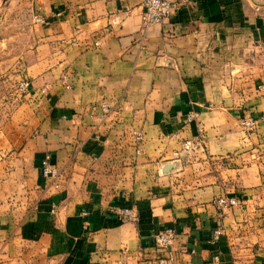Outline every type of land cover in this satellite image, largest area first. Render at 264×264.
<instances>
[{
	"label": "crops",
	"instance_id": "crops-1",
	"mask_svg": "<svg viewBox=\"0 0 264 264\" xmlns=\"http://www.w3.org/2000/svg\"><path fill=\"white\" fill-rule=\"evenodd\" d=\"M172 1L144 26L143 0H0L32 83L0 123V264H264V0Z\"/></svg>",
	"mask_w": 264,
	"mask_h": 264
},
{
	"label": "built area",
	"instance_id": "built-area-1",
	"mask_svg": "<svg viewBox=\"0 0 264 264\" xmlns=\"http://www.w3.org/2000/svg\"><path fill=\"white\" fill-rule=\"evenodd\" d=\"M173 1L172 0H143V13L142 19L144 26H149L154 23H162L167 18H169L173 12ZM36 22L44 23L45 19L43 17H36ZM99 44V41L95 43ZM65 82L67 78L63 79ZM32 83L27 78L24 79L20 85L22 91H25L27 94L31 91ZM108 108L106 105H103V113L106 114ZM194 114L192 115V117ZM242 125L249 129H254L257 125V120L253 117L243 120ZM194 146V143L191 140L185 142V148L191 149ZM43 174L46 178L56 179L59 176V171L51 164L49 157H46L43 161L42 166ZM216 205L220 209H229L234 205L238 204L236 198H231L227 196H220L215 200ZM121 216L124 219L133 218L132 212L129 208H124L120 212ZM222 231L220 229L216 230V235H220ZM175 239V232L173 229H164L159 230L154 234V240L156 247L160 250L167 251L173 244ZM161 264L163 261H160Z\"/></svg>",
	"mask_w": 264,
	"mask_h": 264
},
{
	"label": "rangeland",
	"instance_id": "rangeland-1",
	"mask_svg": "<svg viewBox=\"0 0 264 264\" xmlns=\"http://www.w3.org/2000/svg\"><path fill=\"white\" fill-rule=\"evenodd\" d=\"M5 33L6 25L3 24L0 15V123L3 122L4 115L14 113L19 108L20 104L26 100L27 94L20 88L23 80L27 78H24L21 68L22 64L18 62L21 58L16 55L20 52L23 45L27 43L21 39L6 42L3 40ZM5 42L8 49L5 46Z\"/></svg>",
	"mask_w": 264,
	"mask_h": 264
}]
</instances>
